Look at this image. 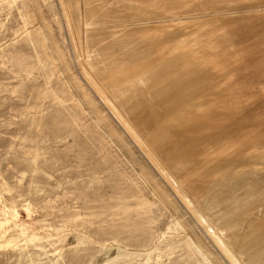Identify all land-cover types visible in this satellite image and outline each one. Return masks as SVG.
<instances>
[{"label":"rangeland","instance_id":"1","mask_svg":"<svg viewBox=\"0 0 264 264\" xmlns=\"http://www.w3.org/2000/svg\"><path fill=\"white\" fill-rule=\"evenodd\" d=\"M0 264H264V0H0Z\"/></svg>","mask_w":264,"mask_h":264},{"label":"crops","instance_id":"2","mask_svg":"<svg viewBox=\"0 0 264 264\" xmlns=\"http://www.w3.org/2000/svg\"><path fill=\"white\" fill-rule=\"evenodd\" d=\"M179 36V31L178 30H175V31H173V32H171V33H168L167 35H166V37H169V38H177ZM164 63V62H163ZM163 65H165V64H163ZM165 67V66H164Z\"/></svg>","mask_w":264,"mask_h":264}]
</instances>
